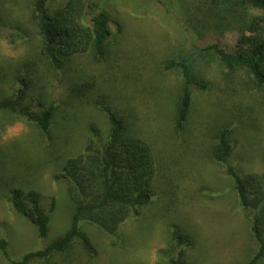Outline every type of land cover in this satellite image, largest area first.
<instances>
[{
	"label": "rangeland",
	"instance_id": "obj_1",
	"mask_svg": "<svg viewBox=\"0 0 264 264\" xmlns=\"http://www.w3.org/2000/svg\"><path fill=\"white\" fill-rule=\"evenodd\" d=\"M90 1L109 10L115 24L113 52L103 64L88 52L64 70H54L38 55L39 37L30 21L33 0H0V98L19 88L21 73L33 76L37 68L29 99L42 101L39 110L52 108L54 115L48 135L0 115V171L10 164L14 172L8 177L14 185L38 192L49 215L48 234L40 239L0 189V237L8 242V258L0 254V264L43 249L69 228L73 206L66 184L57 177L63 163L82 151L91 126L106 135L105 116L94 104L102 97L117 104L131 136L151 146L157 196L115 236L80 223L96 250L94 256L76 242L62 255L31 264H162L158 253H172L174 228L189 241L187 264H247L258 250L252 220L236 199L223 166L213 160L211 147L214 135L225 128L236 170L241 175L264 171V87L254 86L240 72L227 76L212 52L197 54L207 40L233 46L230 32L203 29L198 22L208 0ZM63 2L49 0V7L54 10ZM198 4L203 12L195 11ZM246 12L262 13L249 7ZM191 57L206 90L191 87V112L179 131L171 112L182 80L179 70L167 65ZM70 74L76 77V90ZM256 264H264V257Z\"/></svg>",
	"mask_w": 264,
	"mask_h": 264
},
{
	"label": "trees",
	"instance_id": "obj_2",
	"mask_svg": "<svg viewBox=\"0 0 264 264\" xmlns=\"http://www.w3.org/2000/svg\"><path fill=\"white\" fill-rule=\"evenodd\" d=\"M204 6L206 9L198 4L195 9L196 12L205 9L203 18L198 17L203 29L221 28L230 32L233 46L218 39L207 40L197 54L202 56L203 52H212L227 76L240 72L254 86L264 87V0H208V5ZM248 7L262 13L248 14ZM31 10L30 21L40 43L38 55L51 69L64 70L76 57L88 52L103 64L113 52L112 27L115 24L105 6L90 0H64L51 10L49 0H33ZM195 63L191 57L180 61L173 59L167 65L176 67L182 80L171 112L173 124L179 131L185 127L191 112V87L206 90L204 80L195 73ZM36 71L37 68L31 71L33 76ZM33 76L25 72L17 77L19 88L0 98V115L24 121L42 135H48L53 123V109L40 111L42 101L33 100V103L29 99L35 85ZM69 83H73L71 86L76 90L75 75H69ZM109 99L105 101L102 97L94 101L105 116L106 135L91 126L84 148L63 163L57 177L66 184L67 198L73 206L69 228L43 249L28 252L12 264L46 261L66 253L76 242L92 257L96 250L80 223L94 226L108 237L115 236L126 220L139 218L156 198V162L151 146L141 138L131 136L125 115ZM232 151L229 130L219 129L214 135L211 156L223 166L236 199L252 220L250 229L258 250L247 264H256L264 257V171L241 175L230 162ZM12 172L10 164L4 172L0 171V189L4 190L11 209L34 226L38 238L43 239L48 234L49 215L42 208L41 196L36 191L16 187L13 179L8 177ZM181 232L172 229L173 246L169 247L172 253L167 256L166 252L158 253L162 264H187L189 241ZM7 249L8 242L0 237V254L4 258H8Z\"/></svg>",
	"mask_w": 264,
	"mask_h": 264
}]
</instances>
